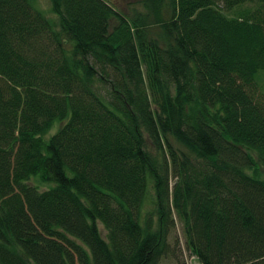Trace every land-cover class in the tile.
Returning <instances> with one entry per match:
<instances>
[{
	"label": "trees",
	"instance_id": "16d2710c",
	"mask_svg": "<svg viewBox=\"0 0 264 264\" xmlns=\"http://www.w3.org/2000/svg\"><path fill=\"white\" fill-rule=\"evenodd\" d=\"M51 3L0 0V264H264V0Z\"/></svg>",
	"mask_w": 264,
	"mask_h": 264
},
{
	"label": "rangeland",
	"instance_id": "374dc122",
	"mask_svg": "<svg viewBox=\"0 0 264 264\" xmlns=\"http://www.w3.org/2000/svg\"><path fill=\"white\" fill-rule=\"evenodd\" d=\"M114 2L120 10L129 18L131 16V12L134 8H142V3L144 0H111ZM35 5L37 8L43 10L46 15L52 19H57V15L54 13L52 9L51 0H35ZM118 25V21L116 19L112 20V27L114 28ZM260 87L264 90V76L260 77ZM63 125L62 122L56 121L48 133L47 137H50L52 134L56 133L58 129ZM171 143L175 146L179 151H183L186 154L195 159L198 157L197 153L194 150H191L181 142H179L176 138L170 139ZM264 173V167L260 168V175ZM33 183L39 185L43 188L48 187L49 184L40 181L37 178H33ZM175 181L174 177L172 179V183ZM153 209V205L149 202H146L142 212V219L145 218L147 212ZM100 231L103 237H106V230L102 223H99ZM169 252L165 255L159 264H201L197 257L191 253V251L187 248L186 238L183 232V227L180 221L177 220V226L171 233L169 238Z\"/></svg>",
	"mask_w": 264,
	"mask_h": 264
}]
</instances>
